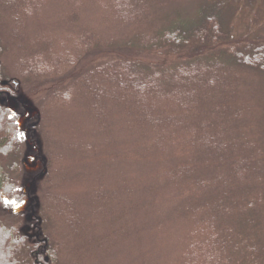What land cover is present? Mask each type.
Returning <instances> with one entry per match:
<instances>
[{"label": "rangeland", "instance_id": "obj_1", "mask_svg": "<svg viewBox=\"0 0 264 264\" xmlns=\"http://www.w3.org/2000/svg\"><path fill=\"white\" fill-rule=\"evenodd\" d=\"M216 16L226 34L209 45L206 69L221 67L203 76L210 91L183 87L188 57L154 55L143 63L168 67L157 72L165 87L144 108L130 49L171 23ZM262 43L264 0H0L1 104L21 130L16 153L0 156L11 183L0 223L25 237L22 263L35 264L40 239L54 264H215L217 222L232 239L249 219L264 220V177L245 169L264 161V72L242 66L231 79L217 54ZM224 121L226 165L210 150ZM250 204L257 210L246 216Z\"/></svg>", "mask_w": 264, "mask_h": 264}, {"label": "trees", "instance_id": "obj_2", "mask_svg": "<svg viewBox=\"0 0 264 264\" xmlns=\"http://www.w3.org/2000/svg\"><path fill=\"white\" fill-rule=\"evenodd\" d=\"M115 5L117 10L120 11L121 8L118 3ZM209 9L212 11V8ZM234 15L235 14H233L232 19L235 18ZM216 19L217 16L215 18L212 17L206 23L198 22L199 20L188 21L183 27L178 26L176 23H173V25L171 23L168 28L166 27L167 29H163L164 27H162L155 33H151L148 38V43L139 44L137 49H134V47L130 49L133 51L130 54L133 62L127 70L133 76L134 80L141 79V83L137 88L138 90L135 91L139 94V99H141V104L144 108L150 109L159 105L162 102L160 99L162 88L165 87V83L157 76V72L162 73L165 69L168 70V67L164 68L165 66H162L160 69H153L152 65L143 63L145 62L144 60L150 63L152 60V62H154V60H156L154 59V55H157L156 63L169 60L174 61L182 57H188V60L185 62L186 70L183 72V74L187 73L185 76L186 79L181 80L183 87L190 89L193 85L203 84V89L210 91L208 84L205 83L207 80L203 76L205 73L211 72L220 74L219 70H221V67L219 64H216L214 69L218 71L210 69V72L206 69L205 62H211L208 60L211 57L210 53L212 51L209 45H214L213 43L217 40L218 36L226 34L218 28ZM227 37L228 33L226 35V38ZM235 46L237 49L234 48L232 50V55L230 52L228 55L226 49L217 53L218 59H223L219 62L221 64H226L229 69V78L232 79L240 71L238 67L242 66H244V68H253L264 72V43L256 44L255 46L253 45L251 46L253 49L250 50L247 48L249 50L244 52L240 44H235ZM90 47L94 48V45L90 44ZM114 71L117 73H114V76L117 79H124V76H122L124 71L123 66L119 65L118 67H114ZM142 74H148L150 77L143 76ZM140 75L143 77H139ZM224 78H226V75L223 79ZM176 80L178 79L176 78ZM125 81H127V79ZM124 85L126 88H132L130 82H124ZM105 97L109 98V94ZM132 97L133 99L137 98V96L131 94V98ZM202 97L204 98V104L200 106H205L208 104V98L205 95H202ZM5 98H7L6 89L0 83V156L9 157L13 156L21 145V141L19 140L21 130L18 114L11 113V111L2 106L1 101ZM218 104L219 102L216 101L214 105L218 106ZM224 105L226 106V104ZM159 113H162V111ZM214 114L221 118L220 113L217 111L213 112L210 116ZM243 115L244 112L240 114V119ZM205 120L206 119L204 118L203 121ZM197 121L202 122L201 120ZM243 121L244 126L249 125V122L246 121V119H242V122ZM218 130L215 131V134L217 135L215 140L216 143H212L213 147L210 150H213L212 153L220 156V158L215 159L218 160L217 162L223 161L224 165H226V160L229 157V155L226 154L228 148V145H226V121L220 123ZM25 132H27V129ZM35 134L36 138H38L37 130ZM221 135H223V139L221 138ZM26 137H28L29 140H33V138L30 139L27 134ZM32 146L33 143L30 144L31 148ZM261 158L262 157H259V161H246L245 169L247 172L252 174V170H255L257 176L264 177V172L262 173L264 161ZM232 160L235 161V159ZM259 164L261 166H259ZM35 175L40 176L42 174H36L35 172ZM262 180L264 181V178ZM10 190L11 183L4 176L0 165V193H4L5 191L9 192ZM256 207V204H250L246 216H249L253 209L257 210ZM249 221H251V223L248 222L247 225L243 227V231L234 235L232 239L226 238V227L220 226L221 223L219 222L216 223V232L210 239L211 249L215 252L210 259L215 264H264V235L262 234L264 225L260 224L263 223L264 220L255 221L252 218L249 219ZM15 234V227L0 223V264H29L22 263L20 258V253L26 246V242L24 244V240L22 239L25 237L17 238L15 237ZM41 238L43 237L41 236ZM39 241L40 242H37L36 250L33 249L32 251L33 257L36 259L35 264H54V256H50L49 262H46L44 256L48 251H51V248H48L50 250H44L43 252L40 249L43 240L39 239ZM217 251L220 252V255H218ZM226 252H229L230 254L228 258H226Z\"/></svg>", "mask_w": 264, "mask_h": 264}, {"label": "bare ground", "instance_id": "obj_3", "mask_svg": "<svg viewBox=\"0 0 264 264\" xmlns=\"http://www.w3.org/2000/svg\"><path fill=\"white\" fill-rule=\"evenodd\" d=\"M10 111V110H9Z\"/></svg>", "mask_w": 264, "mask_h": 264}]
</instances>
